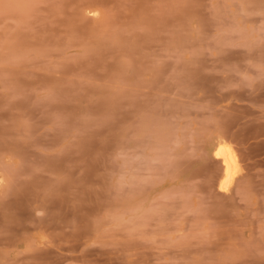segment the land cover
<instances>
[{
  "label": "rangeland",
  "instance_id": "rangeland-1",
  "mask_svg": "<svg viewBox=\"0 0 264 264\" xmlns=\"http://www.w3.org/2000/svg\"><path fill=\"white\" fill-rule=\"evenodd\" d=\"M0 264H264V0H0Z\"/></svg>",
  "mask_w": 264,
  "mask_h": 264
},
{
  "label": "bare ground",
  "instance_id": "bare-ground-1",
  "mask_svg": "<svg viewBox=\"0 0 264 264\" xmlns=\"http://www.w3.org/2000/svg\"><path fill=\"white\" fill-rule=\"evenodd\" d=\"M218 155H219V157H222V158H224L225 160H226V154L223 152V151H220L219 153H218ZM223 159V160H224ZM224 160V161H225ZM225 162H227V161H225Z\"/></svg>",
  "mask_w": 264,
  "mask_h": 264
}]
</instances>
